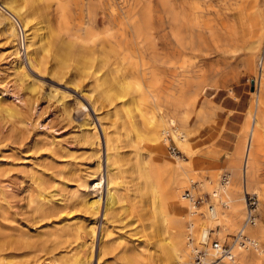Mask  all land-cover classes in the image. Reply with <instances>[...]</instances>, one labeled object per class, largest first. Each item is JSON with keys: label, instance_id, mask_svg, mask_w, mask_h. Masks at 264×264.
I'll return each instance as SVG.
<instances>
[{"label": "bare ground", "instance_id": "obj_1", "mask_svg": "<svg viewBox=\"0 0 264 264\" xmlns=\"http://www.w3.org/2000/svg\"><path fill=\"white\" fill-rule=\"evenodd\" d=\"M14 1L15 0H0V12L5 13L8 16V19L11 20V22H9L10 25L16 24V28L17 26H20V29L23 32L26 61L30 66V71L34 72V74H39V71L41 70L39 55L44 51H51L54 53L59 57V63L64 62L67 57L74 55L73 57L76 58L77 63L84 64V70H87L86 75L93 76L95 84H93L94 87L92 89L82 92L85 94L83 95V98L86 100V104H88L89 108L94 113V118L98 123L100 131L95 122L93 120L90 122L86 117L85 119L82 118L86 123L78 128L81 137H78L79 134L78 136L76 134L79 139L82 138V141L88 144V151H91L90 155L94 158V160L92 159L93 162L91 168L87 167V163V165H84L85 168L87 167L89 169L86 170L91 179H87H89L91 183L88 182V184H90L88 187L86 186L87 182L83 184L85 189L84 193L81 195V199H75L73 197V191L68 190L69 187L67 188L66 185V183L68 184L66 177H60L62 171L54 174L51 170L52 173L48 174L44 169L37 170V168L34 167L30 175L26 174L31 180L29 187L31 188V193L28 195V202L26 203L27 207L25 206L22 211L24 212L26 208L28 210H26L27 215L30 213V219L34 223L39 222L40 224H43L45 228L47 226L50 227V229L47 228L49 230L45 233L46 236L43 243L41 242L43 247L49 251H54V254L56 252L55 250H57L56 254L59 255L58 257L62 264H92L95 260L96 264H107L109 256L115 248H120L115 264H136L135 262L138 261L137 259L142 260L151 256L150 253H148L150 249L147 248L146 245L135 246L133 249L129 250L124 247L125 245L122 246V243L118 242V238L115 237V223H118V221L121 222L122 220L121 217H118L120 214V212H118L119 208L122 207L123 210L125 209L123 208V202L125 201L126 195L120 193L121 185L117 182L120 174V166L124 161V156L118 151V147L113 143L110 137L108 128L101 118H99V111L101 104L107 100L109 101L112 94L116 93L117 95L122 88H126L132 93L130 104L140 111L148 108L151 113L148 118H144V129L142 133L146 143L147 153H141L143 150L140 152L139 148L135 146L133 152L135 162L130 168L136 175L137 180L136 194L134 196H146L151 203L153 226L154 230L157 232L155 241L151 243L158 255V264H194L195 248L203 241L209 244L210 231H212V229L214 231L213 234L215 239L219 243H223L224 240L229 238V236L233 234L235 236L239 231H242L243 238H239L237 242L233 243L231 258H223L222 262L224 264H262V252L259 249L258 238H264V229L261 225L257 224V219H255L252 224H244L246 215V194H249L250 192V194L258 195L261 193L264 195L259 184L258 174L253 167L254 153L257 147L261 145L260 132L264 131V103L261 99L255 101L253 109L247 114V121L233 144V150L227 157L228 166L222 173L217 188L212 189L210 186L211 179L208 176H197L202 170L207 169L201 168L199 162L193 157L196 154L194 140L199 135L203 125L207 124L205 118H208V114L204 118L192 116L187 108L189 100L196 99V96L201 90L204 91L212 88L219 89L221 87V85L217 83L220 74L218 70L210 72L212 82L202 87H200L199 83L190 84L188 80H186V72H188V65H190L189 63L191 62L190 59H192V57L194 58V56L201 51V46L204 41L202 34L206 31H210L212 27L211 19L209 17L211 9L207 5V0H185V15L183 14V16H185V24L184 21H182L183 27L185 26V87L178 82V84L169 90H160L157 88V80L155 81V77L158 75H156L157 73H153L155 72L152 70L153 68L148 71L146 70V67H142L139 70L140 72L133 69L134 73H131L130 71L131 74H128L133 78V82L131 84H129V82H120L126 79V75L124 74L126 71L122 70L125 63H129L128 65H130V68H133L131 67L133 57L138 56L141 58L143 56L142 52H149L151 57H154L156 53L155 35L152 31L154 26L152 27L151 24L153 20L151 0H133L129 6L123 5L122 9H126L122 11L121 15H119L120 17L117 23L120 28L119 30L122 31L121 40L118 41L116 38H113V36L107 35L111 33H106L108 37L105 35L106 38L103 40L104 42L97 41L95 38V33L93 32L95 31V28H93L94 30L92 31V28L90 27L91 22L85 26V31L83 30L84 36L69 31L74 25L71 28L62 27L65 34L73 37L71 40H64L59 33L54 32V29H52L48 23L44 9L40 10V6L37 8L31 5L29 11L24 13L20 8L11 5ZM54 1L57 2V0ZM128 1L129 0H127L126 3H128ZM167 2L168 0L162 1L165 8V5H168ZM112 3L114 2L112 1ZM107 4L109 5V3ZM45 7L47 8V6ZM39 10L44 13H39ZM231 10L233 16L235 14L238 15L237 18L235 16L236 20L238 18H243L247 21L246 27L248 28V31L242 33L241 30L242 37L240 40L244 50L249 51L251 48L255 47L252 59L255 60V62L261 61L262 67L264 62V0H240V2H238L234 8H231ZM244 12H246V14H244ZM174 16L170 18V21L179 23L180 17L177 15ZM31 18H34V20L36 19L37 21L32 24L30 23ZM88 18L90 20V17ZM157 18L158 20L162 19L160 16ZM182 19H184V17ZM40 24L43 25L41 26ZM111 26L114 28L112 24ZM43 29L47 30L46 34L42 31ZM118 32L116 34H118ZM97 34L99 35L98 32ZM112 34L114 35L115 33L112 32ZM14 35L15 36L13 37H18L19 32H15ZM172 35L174 36L175 41L184 47V39L182 40L179 34L173 30ZM11 48L13 50L9 55H12V60L9 61L8 59L7 63L10 64V67L19 78H30L32 74L25 69L22 62L23 59H21V49L17 43L15 47L11 45ZM97 51H99V53H97ZM96 55L99 56V61L96 60ZM166 55V57H168V53ZM153 59L154 58H151V60ZM148 63L146 62L144 66H148ZM163 63L171 64V59L166 58ZM148 67H150V65ZM89 69L91 70L89 71ZM122 71L124 72L122 73ZM51 72L56 73L54 67L51 69ZM121 75L124 76L121 78ZM146 77L151 78L149 81H146ZM138 78H141L142 81L141 79L138 80ZM260 91L261 89L256 86L253 93L259 95ZM93 92L94 95H92ZM183 93H185V97H183ZM2 102H0V110L6 113L16 112L13 107L5 106ZM203 120H205L206 124L203 123ZM161 133H168L177 148L191 157L190 161L182 162L179 157H175L174 159L169 158L165 152L163 144H167L170 139L167 135L162 136L161 139L159 135ZM19 140L20 137H18V141ZM38 142H40L39 139ZM41 143L42 142L38 144ZM26 144L27 143H25V145ZM38 144L37 146H39ZM20 145L21 144L18 145L17 142L15 147H19ZM33 146L34 145H32V147ZM25 147L22 145L21 149H24ZM17 150H20V147ZM24 150H28V147ZM30 150L32 149H29V151ZM86 152L87 151L83 152V154ZM23 153H25V151ZM30 153L31 152H29V154ZM25 154L28 153L26 152ZM40 155L41 154H39V156ZM52 155L54 156V154ZM39 156H37L38 159L36 160H39ZM69 158H72V154ZM88 158L86 159L88 160ZM46 159L49 158L46 157ZM26 160H28V158ZM101 162L104 164V196H102V192H97L98 190H95V187L97 186L95 183L97 182V177L102 176L103 173ZM239 162L240 165H238ZM30 164L31 163H29V165ZM12 166H14V163ZM26 170L27 172L29 171L27 168ZM81 170H83V168ZM80 172L82 174V171ZM195 174L196 177H198V182L192 183L190 189L191 193L193 194L194 188H196L193 187V184H197L200 188L205 189L206 191L208 190L211 198L210 202L207 200L208 204L205 206L202 216L199 215V205L195 207L193 206V203L197 198H193L189 191H184L183 194L186 180H192L193 178L190 176ZM73 176L74 174L72 177ZM68 178L70 179V177ZM100 179H102V177ZM26 182L29 183L28 180ZM8 186L10 185H7V187ZM3 191V188H0V228L1 226H8L6 222H13V218H15V216L17 217L19 211L21 212L20 209L23 208L21 205H24L21 204V208L17 205V208L19 209L18 211L17 209L13 210L16 206L14 205L13 209L10 207L11 201H7L4 194L5 192ZM187 192L188 196H186ZM185 197H187L189 201ZM8 202L10 203L8 204ZM9 208H11L10 211ZM77 209H80V214H76L78 221L73 217L74 215L70 216L72 215L71 213ZM11 210L17 211L18 214L13 215L16 214V212L13 213ZM26 211L22 216L20 214V216L23 217L25 214V218L28 219ZM120 211L121 214H123L122 210ZM72 217L74 220L71 219ZM98 217H100V220H97ZM40 221H42V223ZM26 222L28 223V221ZM26 222L24 223L26 224ZM185 222H188V225H185ZM123 223H125V221ZM123 226L125 225L123 224ZM185 230L188 232L186 233ZM16 231L18 233V230ZM45 231L46 230L44 229L43 232ZM189 232L191 234L190 237L188 236ZM37 234H41V232H37ZM41 236L42 235H40V238ZM192 236L197 240V245H192L194 242ZM5 237L8 242H4L5 240L3 241V239H1L2 237L0 233V251L3 244L8 243V246L14 241L13 235L11 234L6 235ZM26 237H23L24 239L22 238L23 241L20 239L21 242H17L21 246L20 250L22 255L30 252L28 248L31 243L27 241ZM41 240L42 238L40 241ZM134 243H128L130 244L129 247L134 245ZM128 244L126 245L128 246ZM135 245L138 244L136 243ZM3 246H5L4 248L6 250V245ZM5 252L7 253L8 251L6 250ZM9 252L7 254H10V256L17 254L15 251L13 253ZM10 256L6 258H9ZM54 256L53 259L56 258ZM113 257L112 260L114 259ZM214 257H216V252L208 248L206 256L202 258L203 264L208 263ZM3 258H5V256ZM1 259L2 258H0V260ZM0 264H11V262L9 260L5 263L0 261Z\"/></svg>", "mask_w": 264, "mask_h": 264}, {"label": "rangeland", "instance_id": "obj_2", "mask_svg": "<svg viewBox=\"0 0 264 264\" xmlns=\"http://www.w3.org/2000/svg\"><path fill=\"white\" fill-rule=\"evenodd\" d=\"M112 1L114 3H112ZM123 1L57 0L56 2L54 0H15V4L13 2L11 5L20 8V10L24 13L29 11L31 5L37 8L40 6V10L44 9L46 13V19L48 20V23L52 29H54V32L59 33L61 38L64 40H71L73 37L65 34L62 27L71 28L74 25V28L72 27L71 30L69 29V31L80 36H84L83 30L85 31V26L91 22L90 27L92 28V31L94 30L93 28H95V31H93L95 33V38L97 41L104 42L103 40L110 35L113 36V38H116L118 41L121 40L122 31L119 30L120 28L117 25L120 17L119 15H121L122 11L126 9H122L123 5L129 6L133 0H129L130 2L128 1V3H126L127 0ZM162 1L163 0H151L153 16V20L151 18V24L152 27L154 26L152 31L154 32L156 42V53L154 57H151L149 52H145L148 54L142 52L143 54H141L143 56L141 58L138 56H135L136 58L133 57V61L131 63V67L133 68H130V65H128L129 63H125V65H123L124 68L122 70H125L128 73H124L127 77L125 76L126 79L120 82H129V84H131L133 82V78H131V76L128 74L134 73L133 69L137 70L138 72L142 67H146V70L149 71V69L151 70L153 68L152 70L155 71L153 73H157L156 75H158V79L155 77L156 75L154 77L155 81L157 80V88L160 90H169L178 84V82L183 87H185V26L183 27L182 25V21H184L185 24V16H183V14L185 15V0H168V5H165L166 8L162 4ZM238 2H240V0H207V5L211 9L209 17L211 19L212 27L210 31H206L202 34L204 41L201 46V51L198 52L194 58L192 57V59H190L191 62L189 63L190 65H188V72H186V80H188L190 84L199 83L200 87L212 82L210 72L215 70L220 72L217 83L220 84L221 87L219 89L212 88L199 91L196 99H190L187 106L189 113L194 117L198 116V118H204L208 114V118H205L207 120V124L205 123V120H203V123L206 125H203L199 135L194 140L196 154L193 157L199 162V166L201 168L207 169L202 170L197 176H208L211 179L210 186L212 189L217 188L221 180V175L228 166L227 157L233 150V144L247 121L248 112L253 109L255 101L261 99V101L264 103V62L261 67V61L255 62V60L252 59L255 47L251 48L249 51L243 49L240 39L242 37V33L248 31V28L246 27L247 21H245L243 18H238L236 20L238 15L235 14L233 16L231 10V8H234ZM107 3H109V5ZM45 6H47V8ZM40 10L39 13H44ZM93 14L95 15V19ZM244 14H246V12H244ZM174 15L180 17V24L170 21V18ZM158 16H160L162 19L158 20ZM182 16L184 19H182ZM88 17H90V20ZM36 21V19L34 20V18H31L30 23L33 24ZM9 22H11V20L8 19V16L5 13L0 12V102L3 101L2 104L4 103L5 106L13 107L16 110L14 113H6L0 110V188H3V192H5L4 194L7 201H11V203L8 202V204L10 203V207L13 209L14 205L16 206L13 210H19L17 205H19V208H23L20 209L21 212L19 211V214L17 211L11 210L13 213L16 212V214L13 215L18 214L19 217L17 216V218L15 216V218H13L15 221H9L10 224L6 222L8 226H1L2 230L0 228L2 237L1 239H3V241L5 240L4 242H8L7 238L5 237L6 235H13L14 241H12L11 244L8 246V243L3 244L6 245V250L8 252L10 251L9 253H13L15 251L18 255L15 253L17 256H10V254H7L8 252H5V246L2 245L0 251V258L2 259L0 261L5 263L9 260L11 264H62L58 257L59 255L56 254L57 250H55L56 252L54 254V251L45 249L43 244H41V242L43 243V240L46 236L45 233L50 229V227L47 226L45 228V226L39 222L34 223L30 219V213L27 215L28 210L26 208L24 212L27 210L26 216H28V219L25 218V214L23 217H21L24 213L22 210L25 206L27 207L26 203L28 202V195L31 193V188H29L31 180L28 178V176H26V174L30 175L34 167L37 168V170L44 169V171L48 174L52 172L55 174L59 171H62L60 177H66L68 182L66 185L67 188L69 187L68 190L73 191V197L75 199H81V195L84 193L85 189L83 184L87 182L86 186L88 187V185L90 186L88 182L91 183L89 181L91 177L88 175L87 170L89 169L87 167L91 168L94 158L90 155L91 151H88V144L84 143L82 138H78L81 137L78 128L86 123L83 120L86 117L90 122L93 120L99 128L98 123L94 118V113L89 108L88 104H86L87 102L83 98V95L85 94L82 92L86 90L88 91L94 87V78L92 75H86L87 70H84V64H79V62L77 63L76 58L73 57L74 55L67 57L64 62L59 63V57H57L51 51H44L39 55V62L41 63L42 67L40 66L41 70L39 71V74H34V72L30 71V66L26 61L23 32L20 29V26H17L16 28V24L12 23L13 25H10ZM111 24L114 28H112ZM40 25L42 26L43 24ZM172 30L177 32L182 40L184 39V47L175 41L174 36L172 35ZM42 31L45 34L47 32L46 29H43ZM15 32H19L18 37H13L15 36ZM112 32L115 33V37ZM117 32L118 34H116ZM106 33L111 34H107V36ZM10 40L11 42L9 43ZM16 43L21 49L20 54L21 59H23L22 62L25 66V69L30 71L32 74L30 78H19L10 67V64L7 63L8 59L9 61L12 60V55L9 54L14 48L12 47V49L11 45L15 47ZM97 53H99V51H97ZM167 53L168 57H166ZM97 55L96 60L99 61V56ZM151 58L154 59L151 60ZM166 58L171 59V64L163 63ZM145 61L147 63L149 62L147 64L148 66L150 65V67H152L150 68L148 66H144L146 63ZM53 67L56 73L51 72ZM90 70L91 69H89V71ZM123 72L124 71H122V73ZM123 76L121 75V78ZM146 78L147 79L145 80L149 81L151 77ZM140 79L141 78H138V80ZM256 86L261 89L259 95L253 93ZM92 95H94V92ZM131 95L132 93L129 91V89L122 88V90L119 91L117 95L116 93L112 94L109 101L107 100L103 102L99 111V118H101L108 128L110 137L113 143L118 147V151H120L124 156V161L121 163L120 174L117 182H119L121 185V192H119L126 195L125 201L123 202L125 205H123V208L125 209L123 210L122 207L119 208L118 212H120V214H118L120 216L118 215V217H121L122 220L121 222L118 221V223H115V237L118 238V242L122 243V246L125 245L124 247L129 250L140 245H146L147 248L150 249L148 253H150L151 256L142 260L137 259L138 261L135 262L136 264H158V255L151 243L155 241L157 235V232L154 230L153 226L151 203L146 196H134L136 194L137 180L136 175L130 168L135 162L133 153L135 146L139 148L140 152L142 150L144 151L141 153H147V147L142 133L144 129V118H148L151 113L149 111L150 109L148 108L140 111L139 109L137 110V108L132 106L130 104ZM183 97H185V93H183ZM76 134L77 136L79 134V136L77 137ZM159 135L161 139L162 136L167 135L170 139V142L173 143V145L177 148L168 133H161ZM18 137H20L19 141ZM260 138L261 145L257 147L254 153L253 167L255 172L258 174L259 184L264 192V131L260 132ZM38 139L40 142H42L41 144H38L40 143L38 142ZM17 142L18 145L21 144L19 146L20 150H17L19 147H15ZM36 142L40 147L37 146ZM25 143H27L28 146L27 144L25 145ZM22 145L23 147L26 146L24 149L28 147V150H24L23 148L21 149ZM32 145L34 146L32 147ZM163 145L169 158L174 159L175 157H179L182 162L190 161L191 157L178 148L177 149L179 152L174 155L167 151L166 143ZM29 149H32L33 151H29ZM22 150L28 154L23 153L24 151L21 152ZM84 150L87 151L85 154H83V152H85ZM29 152H33L34 154L30 153V155ZM70 152L72 154V158H69L71 157ZM51 153L56 156L54 157ZM39 154H41V157ZM37 156H39V160H36L38 159ZM46 157L49 159H46ZM85 157L88 158V160ZM25 158H28V160ZM60 158L64 162H62ZM53 160L57 163H55ZM26 161H31L29 162L31 164L29 165V163ZM102 162L101 166L103 173L102 176L97 177V182H95L97 188L95 187V190H98L97 192H102V196H104L105 177L103 175L104 164ZM13 163L14 166H12ZM84 165H87V167L85 168ZM238 165H240V162ZM26 168L30 171H28L29 173L27 172ZM80 168H83L84 171ZM79 170L82 171V174ZM73 174L74 176L72 177ZM23 175L25 176V179ZM68 177H70V179ZM101 177L102 179H100ZM190 177L193 179L190 181L186 180L185 187L183 188V194L184 191H189L193 198H201L202 202L199 205L198 211L200 212L199 215L202 216L205 206L208 204L207 200L209 202L211 201L210 195L208 193L209 191L200 188L197 184H193V187L196 188H194V192L192 194L190 191L192 183L198 182V177H196V174L191 175ZM25 180H28L29 183H27ZM7 185L10 186L7 187ZM255 196L257 199V205L255 207L257 224L261 225L264 229V195L260 193ZM185 198L187 199V197ZM21 204L24 205L22 206ZM10 209L11 208H9V211ZM120 210H122L123 214H121ZM79 211L80 209L74 210L70 216L74 215L73 217H75L77 220L78 218L76 214H80ZM73 217L71 218L72 220H74ZM97 220H100V217H98ZM26 221H28L29 224ZM122 221H125V223ZM24 222H26V224ZM40 222L42 223V221ZM123 224L125 226H123ZM185 225H188V222H185ZM42 227L46 230L45 232H43L44 229ZM16 230H18V233ZM39 231L41 234H37V232L40 233ZM185 232L187 233L188 231L185 230ZM213 233L214 231L212 229V231H210L211 240L215 239ZM40 235H42L41 241ZM188 236H191L190 232ZM194 236H192V239L194 240L192 245L197 243V240L194 238ZM233 236L234 234L229 236V238L224 240V242H232ZM23 237H26L27 241L30 242L31 245L28 248L30 252L22 255L20 250L21 246L17 242L23 241ZM258 241L259 249L262 252V259L264 260V238H258ZM128 243H134V245L129 247L130 244ZM136 243L138 245H135ZM126 244H128V246ZM119 250L120 248H115L112 251L109 256L110 261L108 260L107 264H115L117 255L120 252ZM111 255L112 257L114 256L113 260ZM4 256L5 258H3ZM8 256L10 257L6 258ZM53 256L56 258L53 259ZM263 260L262 264H264ZM92 264H96V260Z\"/></svg>", "mask_w": 264, "mask_h": 264}, {"label": "built area", "instance_id": "obj_3", "mask_svg": "<svg viewBox=\"0 0 264 264\" xmlns=\"http://www.w3.org/2000/svg\"><path fill=\"white\" fill-rule=\"evenodd\" d=\"M167 151L170 154H177L179 151L178 149L171 143L170 141L167 143ZM188 196V192L186 193ZM201 198H197L193 206H198L201 204ZM257 205V199L254 194H246V215L244 219V224H252L256 219L255 207ZM239 238H243L242 231H239L237 235L233 236L232 243H219L216 239L209 241V244L205 241L201 242L194 251V264H203L202 258L206 256L207 249H211L216 252V257H214L211 261L205 264H224L222 259L227 257L228 259L231 258V250L233 247V243L237 242ZM209 245V246H208Z\"/></svg>", "mask_w": 264, "mask_h": 264}]
</instances>
